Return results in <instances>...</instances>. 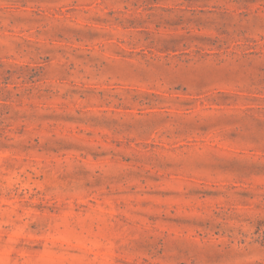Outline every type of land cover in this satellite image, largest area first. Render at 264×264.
I'll return each instance as SVG.
<instances>
[{"label": "rangeland", "instance_id": "374dc122", "mask_svg": "<svg viewBox=\"0 0 264 264\" xmlns=\"http://www.w3.org/2000/svg\"><path fill=\"white\" fill-rule=\"evenodd\" d=\"M0 264H264V0H0Z\"/></svg>", "mask_w": 264, "mask_h": 264}]
</instances>
